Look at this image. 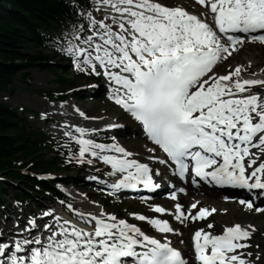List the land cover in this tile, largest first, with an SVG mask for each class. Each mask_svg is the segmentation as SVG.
Returning a JSON list of instances; mask_svg holds the SVG:
<instances>
[{
	"label": "snow or ice",
	"instance_id": "1",
	"mask_svg": "<svg viewBox=\"0 0 264 264\" xmlns=\"http://www.w3.org/2000/svg\"><path fill=\"white\" fill-rule=\"evenodd\" d=\"M197 3L204 8L200 15L163 0H91L83 8L74 3L77 22L66 26L53 43L72 58L79 72L102 77L114 104L141 124L155 145L147 149L152 153L149 161L164 164L183 180L191 175L193 184L199 177L209 184L247 189L256 199H264V93L251 89L264 88V79L241 78L239 64L224 75L216 71L245 42L264 43V0ZM77 111L86 119H103ZM63 127L67 162L108 166L105 175L116 179L110 184L104 179L103 185L112 190L161 187L156 180L161 170L135 159L136 154L114 136L110 143L89 138L121 125ZM72 142L77 152L71 151ZM157 147L166 159L155 155ZM185 191L181 187L169 195L175 199L177 192ZM239 202L254 207L252 199ZM197 203L187 209L180 203L173 209L159 204L152 208L157 214L170 213L181 224L206 219L216 211L201 207L193 214ZM66 208L72 219L48 206L23 216V224L17 218L11 227L0 228V264H254L253 253L243 251L251 247L252 225L224 226L220 234L196 229L190 260L167 236L161 240L148 235L128 218L102 207L94 212L67 203ZM128 216L161 233L183 235L166 219L138 212Z\"/></svg>",
	"mask_w": 264,
	"mask_h": 264
},
{
	"label": "trees",
	"instance_id": "2",
	"mask_svg": "<svg viewBox=\"0 0 264 264\" xmlns=\"http://www.w3.org/2000/svg\"><path fill=\"white\" fill-rule=\"evenodd\" d=\"M74 3L87 6L86 0H0V92L8 91L14 77L26 76L29 69L55 71L53 54L58 47L53 39L59 38L66 26L77 22ZM55 75L62 89L77 84L72 76L59 72ZM44 92L52 96L51 92ZM27 110L19 113L16 107L0 101V172L12 183L20 181L25 188L58 197L61 193L53 183L38 180L36 172L68 173L78 170V164L67 162L69 148L61 140L58 142L30 123ZM49 151H54V155L48 157ZM70 179L74 183L80 180ZM9 195V190L0 183L1 208L6 206ZM28 197L25 189L16 194L21 202Z\"/></svg>",
	"mask_w": 264,
	"mask_h": 264
},
{
	"label": "rangeland",
	"instance_id": "3",
	"mask_svg": "<svg viewBox=\"0 0 264 264\" xmlns=\"http://www.w3.org/2000/svg\"><path fill=\"white\" fill-rule=\"evenodd\" d=\"M91 1V0H90ZM183 2V1H182ZM250 47V46H249ZM241 56L233 58L231 60H226L223 62V64H220L219 67H221V69L217 70V72L221 75H224V71L225 69L229 68V65L231 66L230 69L233 70L234 67L238 64H243L242 66L244 68H251V71H253V73L262 71V69L264 70V47H252L251 49H249L247 52H245V50L243 49ZM255 55V57H254ZM251 59V60H250ZM53 61L55 63V67L58 68V70L61 73L66 74V72L73 68L75 66V64L73 63L72 58L66 54V55H62V54H58L55 55L53 58ZM241 62V63H240ZM217 67V68H219ZM216 68V69H217ZM230 70V71H231ZM252 73V74H253ZM77 79L79 80V84H78V89L77 91H83V92H90L91 93V89L100 85L98 81L96 80H90L88 78V75H83L80 76L79 74H76ZM55 75L50 72H40L38 70H29L27 72V76H22L21 74H18L14 77L13 79V83L10 85L9 90L8 91H4V92H0V101H6L8 103H10L12 106L17 107L19 110L22 107L25 108H30L31 110H35L37 112H40L41 116L39 118L33 119L31 118L30 121L32 124H34L35 126L41 127L43 129H45L46 131H48L49 133L54 134V130H58V126H60V124H65L70 120V116L68 114H62L59 110V108H64V110L66 109L65 106H68V111L69 112H74V108L75 109H79L80 111L84 112L87 117H96L98 115L100 116H105L108 117V120L114 119L117 116V110H111L113 109L112 107L107 110L110 106L109 102L106 101L104 98H97L96 100H93L92 98L85 100L82 98H79L76 94H74V92H70V97L65 100V101H57V102H53V101H46L45 99H40L36 94L34 90L37 89H48V90H55L57 89L58 85L55 83ZM89 79V80H87ZM102 82V81H101ZM104 79H103V84H104ZM100 87V86H99ZM101 92V91H98ZM93 94H95V92H93ZM97 94V93H96ZM74 104V105H73ZM109 113H108V112ZM42 113H47V118L42 117ZM30 117V116H29ZM78 118H81V116H79ZM102 118V117H101ZM48 119V120H47ZM81 119H83L84 121H87L84 119V117H82ZM107 119V118H105ZM89 120V119H88ZM123 122H129L127 121L126 118H123ZM119 123V121H118ZM68 124V123H67ZM127 125V124H126ZM83 126V125H81ZM131 131V132H130ZM137 131V127L135 126V124L132 123L131 127L125 128L123 130H119V131H115L114 133H120L123 141L126 143V145L130 148V150L132 151L134 148L137 149V151H141L143 153L146 152V148L143 149V145H141V143H144L145 141L142 139V137L136 132L135 135H133V133ZM58 134H62L64 133V131H58ZM129 134L131 138H126ZM57 134V135H58ZM56 135V134H55ZM64 137V136H62ZM67 138V137H64ZM143 141V142H142ZM136 142V143H135ZM148 158V156H147ZM103 165L97 163L95 166H91L90 170L96 171L97 169H100V167H102ZM90 171H84L82 174L85 177H88L87 175L89 174ZM4 174V173H2ZM8 185V184H6ZM23 183H20L19 181H16L15 184L13 185V187L9 190L11 195H14L16 192H20V188L24 187ZM58 186L62 189H64V185L63 184H58ZM66 188L64 189L65 192L70 195L72 197V202L74 203V206L77 208H80L79 206H76V199L83 197V196H79L77 193H83L85 192V194H90L91 196L98 194L97 191H94L92 189H88L89 187H85L83 189H77V188H73L74 186H65ZM73 189V190H71ZM88 189V190H87ZM71 190V191H70ZM73 192V193H72ZM39 192L36 191H31V197L34 199L33 201L38 202L39 206L36 207L37 205L33 202H30L25 208L21 209V211L19 212V216L21 217V221H23V216H30V212L29 210L33 209L35 210L36 214H38L40 211L45 210L46 207L51 206V202L50 200H52L50 198V196L48 195H42ZM76 195V196H74ZM78 195V196H77ZM98 196V195H97ZM94 196V200H95ZM90 199H92V197H90ZM38 200V201H37ZM115 203H120L124 206L121 205V207L125 210L127 208V206H132L133 209H140L139 206L135 205L134 203L128 202L125 204L121 203L119 199H113ZM201 203L200 205H209V202H204L202 201V199L200 198ZM191 200H188L186 202V205L188 202H190ZM54 206L58 207V203L53 202ZM170 204V203H169ZM185 204V203H184ZM218 204V203H217ZM171 205V204H170ZM185 207H188L186 206ZM221 211L216 212V214H214L213 219H215L217 222L219 223H227L230 225H233V222H237V223H247V224H252L255 227V230L258 228V234L257 236H255V238H253L251 240V250H254V253L258 254L261 257L262 262H264V214L261 216L256 215L257 211H244L242 209H240V207H237L235 204L233 206H228L224 203L221 204ZM100 207H102L106 212H109V209L107 208V205H101ZM216 207V206H215ZM13 208L15 210H17V207L14 205ZM56 209V207H53ZM228 208H233L232 211L231 209L229 210ZM235 208H238V210H234ZM112 212H117L116 209H112ZM225 210H229L228 213H225ZM59 211V210H58ZM61 212V211H59ZM130 212V211H128ZM110 213V212H109ZM118 214L123 217V218H127V215L124 216L125 212H118ZM5 221L7 225L10 226L11 222L13 221H6V218L3 217V212L0 210V221ZM212 220V219H210ZM250 222V223H249ZM246 224V226H247ZM200 226H203L204 224H199ZM207 227V225H205ZM225 226V225H224ZM223 226V227H224ZM217 227H219L217 225ZM194 227L192 226L191 229H193ZM183 231V230H182ZM191 231V230H190ZM185 235V234H184ZM178 236V234H176V237ZM186 236V235H185ZM182 238V237H181ZM187 238L184 237L182 238V240H184ZM181 241V240H179ZM187 241V239H186ZM186 243V242H185ZM258 245V247H257ZM250 252V251H249ZM254 256H256L254 254ZM253 256V257H254ZM253 257H251V259H253Z\"/></svg>",
	"mask_w": 264,
	"mask_h": 264
},
{
	"label": "bare ground",
	"instance_id": "4",
	"mask_svg": "<svg viewBox=\"0 0 264 264\" xmlns=\"http://www.w3.org/2000/svg\"><path fill=\"white\" fill-rule=\"evenodd\" d=\"M237 56H241V55H237ZM254 57H255V55H254ZM251 60V59H250ZM241 63V62H240ZM223 64V63H222ZM243 65V64H242ZM263 70V69H262ZM264 71V70H263ZM261 72V71H260ZM225 73H227V71H225ZM256 74H259V72H256L255 73V75ZM255 75H253V74H251V76L253 77V78H255V77H257V76H255ZM105 81V80H104ZM105 86H107V84L104 82V87ZM102 89V88H101ZM103 90V89H102ZM40 98V97H39ZM40 99H42V98H40ZM74 105V104H73ZM65 110H64V108H59V110H60V112L62 113V114H68L69 116H70V120H67L68 122V124H77V125H79V126H81V125H83L84 127H89V128H92V127H103V124L104 123H106V122H111V123H118V121H116V120H114V121H108L107 119H105V118H103L102 120L101 119H99L97 122H93V121H84L83 119H81V118H78L80 115H79V112L77 111V109H73L74 110V112H69L68 111V106L66 105L65 106ZM80 111V110H79ZM86 117H87V115H86ZM85 118V117H84ZM65 124H60V126H61V128L64 126ZM63 135H64V133H63ZM126 148L129 150V151H131L130 150V148L126 145ZM151 148H153V146H150V147H147L145 150H146V152L145 153H143V152H141L140 154L141 155H143V156H149V155H152V153H150V152H148L147 151V149H151ZM155 155H156V153H155ZM169 179V178H168ZM88 189H90V188H88ZM87 189V190H88ZM79 195V194H78ZM98 194H95V195H93V196H91L90 194H85V192H83V193H80V195L79 196H83V197H80V198H77L76 199V206H79V207H81V210H86V211H97L99 208H101L100 206L101 205H96V206H93L92 204H91V201H95L94 200V196H97ZM74 196H76V195H74ZM90 197H92V199H90ZM200 198L202 199V201H204V202H209V203H211V202H213V203H218L217 201H214L211 197H209V196H207V195H204V194H199V195H193L191 192L189 193V194H187V195H180L179 196V199L177 200V201H170V200H166V199H162V198H160V200H161V203H163L164 205H168V206H170V207H172L175 203H180V204H184V203H186L188 200H190V199H192L194 202H199L198 204L200 205V203H201V200H200ZM74 200V199H73ZM87 200V201H86ZM171 205H170V204ZM72 204L74 205V203L72 202ZM224 204H226V205H228V206H233L234 205V203H232V202H228V203H224ZM202 205V204H201ZM75 207V206H74ZM164 207H166V206H164ZM185 207V206H184ZM189 207V206H188ZM188 207H185V209H187ZM228 209H231V208H228ZM57 211H58V209H57ZM59 211H61V210H59ZM58 211V212H59ZM227 211L228 210H225V213H227ZM192 212L193 213H195L196 212V210H194V209H192ZM216 212H218V211H215V212H212L211 213V215H209L208 216V219H212L213 218V216H214V214H216ZM60 214H62V215H64V216H66L67 218H69V219H72L73 218V214H72V212L70 211L68 214H69V216L68 215H65V214H63L62 212H59ZM109 213V212H108ZM126 215V213L124 214V216ZM250 223V222H249ZM21 224H23V221H21ZM235 224V223H234ZM233 224V225H234ZM181 227H185L186 229L189 227V223H185V224H179ZM229 226H231V225H229ZM249 226V225H248ZM191 236V235H190ZM184 237H186L185 235H184V233H183V235H182V238H184ZM181 238V239H182ZM185 242H186V239H185ZM184 242V243H185ZM186 251H187V253H190V249H186Z\"/></svg>",
	"mask_w": 264,
	"mask_h": 264
}]
</instances>
